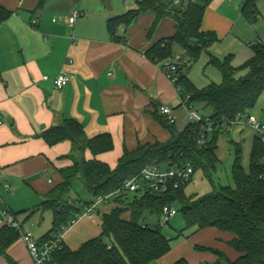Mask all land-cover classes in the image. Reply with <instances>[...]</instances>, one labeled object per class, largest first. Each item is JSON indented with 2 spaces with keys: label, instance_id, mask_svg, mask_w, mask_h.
Returning <instances> with one entry per match:
<instances>
[{
  "label": "crops",
  "instance_id": "1",
  "mask_svg": "<svg viewBox=\"0 0 264 264\" xmlns=\"http://www.w3.org/2000/svg\"><path fill=\"white\" fill-rule=\"evenodd\" d=\"M91 1L98 10L92 8ZM138 1L46 0L38 8V0H0L13 12L0 24V230L13 217L31 232L26 228L33 226L30 219L40 213L43 220L47 212L51 225L38 235L31 233L40 239L52 228V213L38 210V206L62 182L59 169L73 163L68 157L73 147L70 141L49 145L40 136L49 127L73 119L83 126L88 138L110 134L114 141L111 151L94 156L87 149L84 155L115 168L125 149L172 137L160 117L173 118L180 130L190 123L188 119L182 124L178 108L185 106L174 83L161 63L146 54L155 42L173 36V16L161 18L149 33L156 14L145 12L118 30L123 40L113 39L108 30V19L137 7ZM75 11L79 14L71 23ZM34 19L37 25L32 24ZM237 23L238 18L211 6L201 29L218 37L217 32L231 33ZM61 72L70 80L58 89L52 78ZM45 75L50 79L44 80ZM161 106L171 108L172 114H162ZM220 235L226 241L231 238L227 233ZM63 241L76 249L68 244L67 232ZM224 250L230 258L236 257L231 250ZM6 253L17 264H35L20 233ZM207 257L216 260L214 254L202 259ZM0 264H8L1 254Z\"/></svg>",
  "mask_w": 264,
  "mask_h": 264
},
{
  "label": "trees",
  "instance_id": "2",
  "mask_svg": "<svg viewBox=\"0 0 264 264\" xmlns=\"http://www.w3.org/2000/svg\"><path fill=\"white\" fill-rule=\"evenodd\" d=\"M45 1L38 0V8H42ZM212 1L188 0L180 8H172L163 0H139L137 7L108 19L107 26L113 39L123 40L118 36V30L133 23L143 13L151 11L156 14L149 33L154 31L161 18L172 15L175 33L155 42L146 54L166 69L174 63L175 45L180 46L183 49L182 60L177 63L173 75L182 103L205 105L212 110L209 116L221 126L247 113L264 93V42L251 44L253 55L241 67L234 66L230 56L224 60L211 57L209 63L219 68L223 80L198 87L186 70L197 61L203 49L218 41L215 33L201 29L206 9ZM242 12L249 20L258 16L255 0H244ZM12 14L0 4V24ZM242 67L247 68L248 73L237 77V71ZM160 119L172 137L166 142L139 144L133 150L125 149L115 168L97 158L86 159L84 155L87 149L94 156L111 151L114 141L110 134L88 138L83 126L73 119H64L42 132L40 136L51 146L70 141L73 149L68 157L73 163L59 169L62 182L38 206V210L52 213V228L39 242L54 238L98 198H113L115 203L101 217L99 236L83 242L77 249H71L63 241L61 248L52 252L49 264H150L162 258L171 250L172 240L164 235L159 225H149L142 220H145L146 213L160 218L167 204L177 205L178 213L186 222V228L179 236L192 227H196V231L214 228L231 236L226 242L235 250L233 259L221 249L196 246V249L213 253L216 256L214 264H264V143L257 135L252 142L248 169L242 163V149H236L232 166L234 185L220 186L214 192L188 197L185 194L187 182L166 192L148 190L136 192L132 199L129 198L130 192L124 189L125 182L149 164L189 163L194 172L201 169L207 175L217 169V139L221 129H214L208 140L201 144V125L190 122L180 130L173 118ZM77 178L91 193L92 200L82 201L71 196L73 182ZM80 202H83V208L79 206ZM126 212H130L129 217L124 216ZM18 236L19 231L9 225L0 230V254L6 257L8 264H17L6 250ZM172 264L189 262L180 258Z\"/></svg>",
  "mask_w": 264,
  "mask_h": 264
},
{
  "label": "rangeland",
  "instance_id": "3",
  "mask_svg": "<svg viewBox=\"0 0 264 264\" xmlns=\"http://www.w3.org/2000/svg\"><path fill=\"white\" fill-rule=\"evenodd\" d=\"M166 1L172 3V0ZM243 2L244 0H213L208 6L215 7L231 17L238 18V23L231 33L219 34L217 32L219 40L209 48L203 49L197 61L193 62L190 68L186 70L188 76L198 87L203 88L212 81L221 83L223 80L219 68L209 63L211 57L214 56L219 60H224L230 56L231 63L236 67H241L253 55L251 44L255 41L264 42V0H255L259 14L253 20H249L243 15ZM90 5L95 10L99 9V6L95 5L93 1ZM170 6L175 8L174 5ZM180 7L181 5L176 6V8ZM180 53L183 54V49L175 45L173 54ZM247 73L248 69L242 67L237 71V77H244ZM194 107L200 114L209 115L212 113V110L203 104H195ZM178 109L182 112L180 117L182 124H185L189 119L187 118L188 113L182 105ZM248 113L253 114L264 123V93L257 98L247 113L242 115L240 122L233 123L226 130H221L217 139V155L219 158L217 169L211 171L208 175L201 169L197 170L185 187V194L188 197L202 196L214 192L220 186L234 185L232 166L236 149L239 147L242 149V163L246 169L249 168L251 147L256 133L244 122ZM71 196L82 201L93 199L80 178L74 180ZM134 196L135 193H129L130 199ZM82 205L83 202H80L79 206L83 208ZM114 206L113 198L97 204L96 209L91 214L83 216L74 226L67 229L68 244L77 249L84 241L99 236L101 234V217L103 213L109 212ZM129 215L130 212L124 214L125 217H129ZM142 221L149 225H159L164 235L172 240L171 250L158 261L150 264H172L180 258L187 259L190 264H207L211 262L208 257L204 259L202 257L205 255L212 257L213 253L196 249V246L222 249L228 255L224 250L227 249L228 251L231 250L233 255L236 254L235 250L227 244L225 237L220 235V232L214 228L196 231V227H192L184 230L183 236H179L182 230L186 228V222L179 213L170 223H165L158 215L150 213H146V218ZM31 223L33 226H26V228L38 235L39 230L51 225V215L47 212L42 220L41 214L37 213L30 219Z\"/></svg>",
  "mask_w": 264,
  "mask_h": 264
},
{
  "label": "built area",
  "instance_id": "4",
  "mask_svg": "<svg viewBox=\"0 0 264 264\" xmlns=\"http://www.w3.org/2000/svg\"><path fill=\"white\" fill-rule=\"evenodd\" d=\"M174 2H181L186 4L188 0H173ZM79 12L75 11L73 16L69 19L72 23ZM33 25L38 24V20L34 19L32 21ZM182 60L181 54H176L173 62L170 63L165 70L167 77L174 83L173 71ZM169 62H166V64ZM44 80H49V76H43ZM56 88L61 89L66 86L70 80V76L67 73L61 72L54 78H52ZM188 112V118L191 123L201 125V132L199 134V142L201 144L208 140V137L216 128L227 129L228 126L233 123L240 122L242 115L231 120L229 123H224L219 126L216 125L215 121L209 116L200 114L193 105L182 103ZM160 112L164 115L170 116L172 114V109L168 106H161ZM246 114V113H245ZM244 115V114H243ZM244 122L250 126L260 138L262 143H264V123H262L256 116L248 113ZM195 174L194 168L191 164L187 163L184 165H165L153 163L145 166L141 172L125 182L124 189L130 193L144 192V191H158L166 192L171 188H179L181 185L189 182L193 175ZM105 198H98L94 204L84 208L83 213L78 216L77 219H73L69 226L64 228L61 232L54 236L46 242H39V239L35 238L31 232L24 230L20 224L13 218L9 217L6 221L7 225L17 229L25 241L30 255L34 260L35 264H49L52 260V252L60 249L63 242V236L67 232V229L72 227L78 220L83 216L91 214L95 209L96 205L106 200ZM178 214V208L175 205L167 204L163 207L160 219L165 223H170L171 220ZM207 264H214V261L208 262Z\"/></svg>",
  "mask_w": 264,
  "mask_h": 264
},
{
  "label": "water",
  "instance_id": "5",
  "mask_svg": "<svg viewBox=\"0 0 264 264\" xmlns=\"http://www.w3.org/2000/svg\"><path fill=\"white\" fill-rule=\"evenodd\" d=\"M8 121H9V119H8Z\"/></svg>",
  "mask_w": 264,
  "mask_h": 264
}]
</instances>
